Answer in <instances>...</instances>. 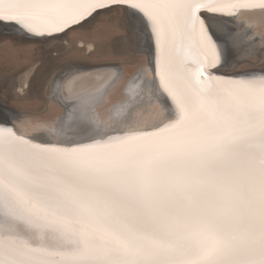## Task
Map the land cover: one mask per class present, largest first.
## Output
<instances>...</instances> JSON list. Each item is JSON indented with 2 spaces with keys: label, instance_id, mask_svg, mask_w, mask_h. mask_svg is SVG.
Masks as SVG:
<instances>
[{
  "label": "snow or ice",
  "instance_id": "obj_1",
  "mask_svg": "<svg viewBox=\"0 0 264 264\" xmlns=\"http://www.w3.org/2000/svg\"><path fill=\"white\" fill-rule=\"evenodd\" d=\"M111 5L150 24L168 115L57 143L0 127V264H264V74L214 73L202 15L264 0H0V21L51 35Z\"/></svg>",
  "mask_w": 264,
  "mask_h": 264
},
{
  "label": "bare ground",
  "instance_id": "obj_2",
  "mask_svg": "<svg viewBox=\"0 0 264 264\" xmlns=\"http://www.w3.org/2000/svg\"><path fill=\"white\" fill-rule=\"evenodd\" d=\"M121 9L127 12L124 31L128 35L122 38L134 39L132 56L142 60L139 63L140 70L134 76L125 65H91L87 62L89 59L109 56L101 52L104 48H115V45L106 42H109L116 25L108 20L105 22L103 18L107 12ZM131 19H135V22L130 23ZM95 20L101 23L95 25ZM205 22L213 39L222 48L221 63L214 68V73L216 70L225 73L228 69L249 62L246 57L262 58V49L256 37L261 35L260 29H264V9L241 10L236 16L206 13ZM0 37L9 40L4 47H0V52L5 53L0 55V69L7 71L10 65L17 69L18 73L13 81L20 84L18 95L23 98L26 97L24 86L27 85L28 88L34 69L36 76H32L30 81L38 76L45 78L51 62L66 60L63 66H58L46 75V79L49 78L47 104L56 108V111L46 117H37L20 112L0 100V127H12L18 135L36 143H57L81 139L78 135L81 125L93 128L103 125L105 129H111L128 113L131 124L141 127L163 121L168 115L167 109L171 106V101L153 84L155 37L150 24L138 10L127 5H111L96 10L78 25L51 35L35 34L14 22L0 21ZM15 40L22 42L24 46L13 43ZM36 41L59 42L55 45L56 54L28 45ZM74 55L78 58H73ZM239 73L257 78L264 74L262 71ZM134 77L135 83L139 85L138 95L131 97L128 88Z\"/></svg>",
  "mask_w": 264,
  "mask_h": 264
},
{
  "label": "rangeland",
  "instance_id": "obj_3",
  "mask_svg": "<svg viewBox=\"0 0 264 264\" xmlns=\"http://www.w3.org/2000/svg\"><path fill=\"white\" fill-rule=\"evenodd\" d=\"M124 9L119 10H111L105 14L103 20L111 21L112 25H116L113 29V32L110 36L109 42L106 44H113L115 45L114 49H106L104 48L101 52L106 53L109 56L103 58H96L95 60L89 59L91 65H99L104 63L110 64H117L119 66L125 65L126 69L129 73L133 74V76L140 70L139 65L142 63L140 58H134L132 55L134 54L132 51V46L134 48V39L131 37H127V39H123L122 36H126L127 33L124 31V27L126 25L125 18L127 17V12L123 11ZM129 10V9H128ZM95 25L100 24L99 20H95ZM94 26V24H93ZM260 34L256 37L258 39V45L260 49H262V58L259 59H249L250 57H246L249 62L242 63L239 66L233 67L225 71L227 74H240L239 72H250V71H262L264 72V29H260ZM263 34V36H262ZM128 36V35H127ZM263 38V40L261 39ZM2 41V42H1ZM9 42V40L3 39L0 37V47ZM38 42V43H37ZM43 42V43H42ZM13 43H19L18 45L24 46L22 42L13 41ZM22 43V44H21ZM59 42H45V41H36L32 42L34 48H39L42 50H49L51 54H56L55 45ZM49 44V45H48ZM54 44V45H53ZM26 45V44H25ZM39 45V46H38ZM57 46V45H56ZM54 53V54H53ZM1 54H5L0 52ZM73 58H78L74 55ZM141 62V63H140ZM58 63V64H57ZM66 63V60H55L51 62L49 67V73L57 68L58 66H63ZM140 63V64H139ZM84 64H87L86 62ZM11 66V67H10ZM10 69L5 71L4 69H0V100L1 102L7 104L8 106L26 113L27 115L37 116V117H46L50 113H54L56 108H52L47 104V92L49 86V78L46 79L42 77H37L36 79L31 80L32 76H36V69H34L33 73H31V77L29 78L28 88L27 85L24 86V92L26 93V97L18 95L19 88H18V81H13V77L18 73L14 66L10 65ZM52 73V72H51ZM4 85V86H3ZM47 88V89H46ZM45 93V94H44ZM41 95V96H40ZM40 96V97H39ZM52 111V112H50ZM80 117V116H79Z\"/></svg>",
  "mask_w": 264,
  "mask_h": 264
},
{
  "label": "water",
  "instance_id": "obj_4",
  "mask_svg": "<svg viewBox=\"0 0 264 264\" xmlns=\"http://www.w3.org/2000/svg\"><path fill=\"white\" fill-rule=\"evenodd\" d=\"M207 14H209V13H207ZM202 15L206 18V12L203 13ZM211 15H213V14H211ZM215 16H220V15H215ZM212 71H214V69H212ZM219 73H220V71L219 70H216V74L222 75V76L236 77V76H239L240 75V74L239 75L238 74H227V73H223V72H221L220 74ZM247 74H249V73H247Z\"/></svg>",
  "mask_w": 264,
  "mask_h": 264
}]
</instances>
